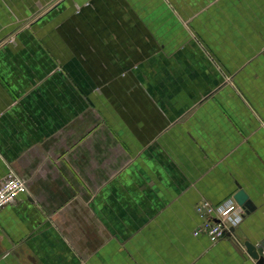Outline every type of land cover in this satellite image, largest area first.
<instances>
[{"label": "crops", "instance_id": "1", "mask_svg": "<svg viewBox=\"0 0 264 264\" xmlns=\"http://www.w3.org/2000/svg\"><path fill=\"white\" fill-rule=\"evenodd\" d=\"M10 172L0 264H259L264 0H0Z\"/></svg>", "mask_w": 264, "mask_h": 264}, {"label": "built area", "instance_id": "2", "mask_svg": "<svg viewBox=\"0 0 264 264\" xmlns=\"http://www.w3.org/2000/svg\"><path fill=\"white\" fill-rule=\"evenodd\" d=\"M27 190L26 182L15 175L13 172H10L5 179L0 182V209L8 203L14 201L16 196L19 193L25 192ZM236 209L239 211L240 219L243 216V208L233 201ZM205 228L210 236L211 240H217L220 237H223L228 230V226L221 217H211L208 218L205 223ZM262 247L259 251V254L264 259V237L262 239ZM264 264V262H263Z\"/></svg>", "mask_w": 264, "mask_h": 264}, {"label": "water", "instance_id": "3", "mask_svg": "<svg viewBox=\"0 0 264 264\" xmlns=\"http://www.w3.org/2000/svg\"><path fill=\"white\" fill-rule=\"evenodd\" d=\"M233 198L236 201V203L239 204L242 208H247L248 210H252L255 207L254 203L248 198L247 194L241 188L234 193ZM244 245L246 247L247 252L253 258H256L259 264H263L264 259L259 254L257 247L248 240L244 241Z\"/></svg>", "mask_w": 264, "mask_h": 264}, {"label": "clouds", "instance_id": "4", "mask_svg": "<svg viewBox=\"0 0 264 264\" xmlns=\"http://www.w3.org/2000/svg\"><path fill=\"white\" fill-rule=\"evenodd\" d=\"M218 213L229 223L237 224L240 221L239 211L236 209L232 200L226 201L220 209H218Z\"/></svg>", "mask_w": 264, "mask_h": 264}]
</instances>
